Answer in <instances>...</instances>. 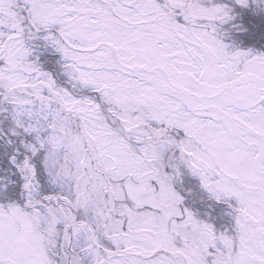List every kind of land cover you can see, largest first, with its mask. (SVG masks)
I'll return each mask as SVG.
<instances>
[{"label":"snow or ice","instance_id":"6c2138e0","mask_svg":"<svg viewBox=\"0 0 264 264\" xmlns=\"http://www.w3.org/2000/svg\"><path fill=\"white\" fill-rule=\"evenodd\" d=\"M0 264H264V0H0Z\"/></svg>","mask_w":264,"mask_h":264}]
</instances>
